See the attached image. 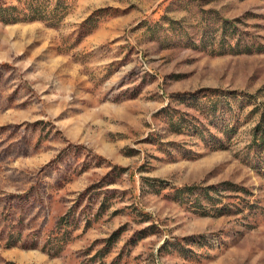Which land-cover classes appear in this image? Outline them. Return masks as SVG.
<instances>
[{
	"label": "rangeland",
	"instance_id": "374dc122",
	"mask_svg": "<svg viewBox=\"0 0 264 264\" xmlns=\"http://www.w3.org/2000/svg\"><path fill=\"white\" fill-rule=\"evenodd\" d=\"M0 264H264V0L0 22Z\"/></svg>",
	"mask_w": 264,
	"mask_h": 264
},
{
	"label": "trees",
	"instance_id": "16d2710c",
	"mask_svg": "<svg viewBox=\"0 0 264 264\" xmlns=\"http://www.w3.org/2000/svg\"><path fill=\"white\" fill-rule=\"evenodd\" d=\"M19 5H9L3 3L0 5V22L4 24L17 23V22H30V21H45L49 20L52 23H56L60 20L69 7L71 0H54V5H50L52 0H16ZM232 47V46H231ZM233 48V47H232ZM246 50H250L246 47ZM232 186L230 183L222 185ZM227 188V187H226ZM195 190L203 191L202 193L206 200H210L208 190H201L199 186H185L177 189L173 195L176 198H183L194 193Z\"/></svg>",
	"mask_w": 264,
	"mask_h": 264
}]
</instances>
